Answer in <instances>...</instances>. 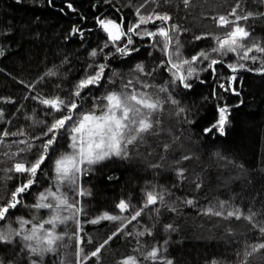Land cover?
<instances>
[{"label": "trees", "instance_id": "1", "mask_svg": "<svg viewBox=\"0 0 264 264\" xmlns=\"http://www.w3.org/2000/svg\"><path fill=\"white\" fill-rule=\"evenodd\" d=\"M239 2L238 14L253 13L247 21H240L251 33L248 42L264 44V0ZM142 3L144 14L155 10L171 16L184 45V58L190 59L200 51H210L215 46L213 36L224 35L226 29L217 27L213 18L228 15L237 0H191L188 7L182 0H0V131L23 129L26 133L6 137L0 145V204L25 179L7 169L16 160H34V154L39 153L40 145L47 139L42 133L62 115L52 112L40 99L57 95L68 99L86 73L105 64V78L99 87L84 90L78 100V112L91 111L93 103L108 91H119L121 82L133 79L139 89L140 84L135 83L137 76L153 86L141 90L158 96L163 108L152 117V132L145 134L142 142L128 146L127 158L113 156L92 165L80 178V185L89 193L78 198L84 209L79 219L85 252L94 251L118 227L123 228L109 240L99 257L87 264H118L129 255L136 256L141 264H163L165 260L172 264H240V254L250 245L264 242V234L247 220L205 215L204 210L218 209L223 202L226 210L239 208L244 215L255 214V223L264 224V74L240 70L232 85L239 95L225 91L219 85L228 87V78L233 75L227 65L237 62L235 55L228 54L220 57L223 63L215 66V73L200 71L198 78L189 80L191 88H184L179 82L173 84L170 72L159 67L165 57L149 40L133 37L134 44L129 47L139 51L130 55L116 51L124 40L117 46L109 43L104 47L107 36L97 18L117 23L122 19L126 31L128 24L135 22L136 8ZM196 36L206 38L196 40ZM93 50L97 51L96 57L90 55ZM240 62L247 68L260 67L259 63ZM137 64H143L145 72L154 68L156 71L151 76L136 73ZM206 65L207 61L196 67L202 69ZM50 71L56 75H47ZM161 87L167 91L159 92ZM169 96L178 103L172 104ZM225 105L230 111L225 134L220 135L215 129L205 133L204 129L217 120L218 107ZM19 140L34 147L10 159L5 153L26 149V144L13 143ZM68 143L69 138L63 133L55 151H50L37 173L36 183L22 194L21 203L10 210L6 220L0 221V229L8 224L18 228L17 218L42 223L49 217L47 209L37 211L31 205L45 189L55 190L52 162L70 151ZM164 145L169 146L167 150ZM185 156L190 158L184 159ZM179 169L184 170L183 177L177 175ZM153 189L164 193L163 202L145 208L131 223L125 221L126 227L119 221L88 223L105 212L121 214L116 208L120 200L139 209L144 193ZM187 200L193 203L189 205ZM122 215L127 217L130 213ZM26 227L30 229L31 225ZM75 228L72 221L60 225L56 231L67 233L62 246L42 258L22 251L24 242L19 237L11 244L0 243V262L74 264L75 239L69 237ZM140 232L144 235H138ZM153 247L160 250L159 258L145 260ZM248 264H264V250L249 257Z\"/></svg>", "mask_w": 264, "mask_h": 264}, {"label": "snow or ice", "instance_id": "2", "mask_svg": "<svg viewBox=\"0 0 264 264\" xmlns=\"http://www.w3.org/2000/svg\"><path fill=\"white\" fill-rule=\"evenodd\" d=\"M182 2L185 7H188L191 0H182ZM67 6L70 9L72 8L71 4ZM143 7L144 4L142 3L136 8V20L128 24L126 31L122 19L120 23H117L112 19L97 18V24L107 36L108 43H105L104 47H108L109 43L117 46L118 42L124 40V45L122 47L117 46L116 51L121 55H130L133 51H139L137 48L129 47L134 44L133 36L140 39L145 37L151 39L153 41L152 46H158L161 54L165 57L164 60L160 61L159 67H165L170 72L173 84L179 82L184 88H191L192 85L188 81L194 77L198 78L200 71L211 70L215 73V66L223 63L220 57L228 54L235 55L237 62L227 65L233 75L228 78V87L224 84L219 85L225 91L231 90L234 94L239 95L232 85L237 81L235 73L240 70L257 71L264 74V44L258 41L248 42L251 33L240 21H247L253 16V13L238 14L237 10L241 8L239 0H237L236 5L228 15H220L213 18L217 27L226 29L223 36L212 37L215 41V46L210 51H200L192 55L190 59L184 58L180 52L181 44L176 35L179 31L178 27L176 25H172L171 28L168 27L169 21L172 19L171 16L168 13H159L155 10L144 14L141 12ZM157 22H159V26L153 30L146 27L149 24L157 25ZM73 31L76 30L74 29ZM204 38L206 37H195L196 40ZM90 55L96 57L97 51L93 50ZM205 61H207V65L204 68L198 69L196 67V65L203 64ZM240 61L259 63L260 67L257 69L247 68L246 64ZM91 67L92 65H89V68ZM105 68V64H98L94 72L86 73L76 83L68 99L61 98L58 95L40 99L41 104L52 112L62 113V115L60 118L54 119L42 133V136L47 137V139L40 145L39 153L34 154V160H16L7 169L8 172L24 176L25 179L23 183L17 185L10 192L9 199L0 204V221L6 220L10 210L17 208V205L21 203L22 194L28 192L36 183L37 173L42 170V165L49 158L50 151H55L54 146L58 143L63 133H66L69 138L68 148L70 151L61 153L52 162L55 190L52 188L45 189L38 195L36 203L31 205L37 211L47 209L49 217L43 220L42 223H33V221L28 219L17 218L18 228H13L11 224H8L0 229V243L11 244L16 237H19L24 242L22 251L27 250L29 254L42 258L47 253H56L58 248L62 246L61 242L65 240L67 233H58L56 229L60 225H67L69 221H72L76 228L69 239H75L74 264H87L92 258L99 257L101 250L113 236L123 231L122 227H118L112 233V236H109L94 251L85 252L82 247L84 240L80 236L83 228L79 219L84 213V209L78 198L89 193L80 185V178L88 172L92 165L113 156L127 158L128 146L142 142L145 134L152 132L154 127L152 117L162 110L163 103L158 96L154 97L152 93L141 90L153 86L146 82H141L139 76H137L135 83L140 84L139 89L134 86L133 79H129L126 83L121 82L119 91H108L98 101L93 103L91 111L78 112L77 110L81 108V104L78 103L81 94L85 89L100 86L101 81L105 78ZM134 71L151 76L156 69L154 68L152 72H145L144 65L137 64ZM47 75L53 76L56 73L50 71ZM111 82L112 80L109 78V83ZM166 91L167 89L164 87L159 88V92ZM168 99L172 104L178 103V101L171 99L170 96ZM179 111L182 112L183 109ZM2 115L3 113L0 112V117ZM229 116L228 106L218 107L217 120L210 127L205 128L204 132L210 133L215 129L220 135H224L226 125L229 123ZM155 123H159V121H155ZM25 135L26 133L23 129H19L16 132L0 131V145L4 144L6 137ZM35 139H40V137H35ZM13 143L26 144V149L22 148L18 152L11 154L5 153L10 159L25 151H31L34 147L33 144L26 140L14 141ZM168 147V145H164L165 150ZM189 158L188 156L184 157V159ZM177 175L183 177L184 170L179 169ZM196 187L199 188L200 185L197 183ZM69 193H73L72 198L69 197ZM163 200L164 193L162 191L148 190L144 193V202L139 209H135L125 200H120L116 204V208L121 214L112 215L105 212L88 221V223L99 224L101 221H119L126 227V223H131L140 217L145 208L156 205L158 202H163ZM185 202L189 205L193 203L192 200ZM125 212H129L130 215L127 217L123 216L122 214ZM64 213L67 214L65 215ZM204 214L224 217L225 219H244L252 227L258 228L261 234H264V224L254 222L255 214L244 215L239 208L226 210L223 202L220 203L218 209L213 207L205 209ZM27 225H31V228H27ZM45 225L50 227L46 228ZM148 234L150 235L151 232ZM138 235L143 236L144 232H140ZM261 250H264V242L250 245L248 249L240 254V264H248V258ZM159 253L160 250L153 247L144 256V259L156 261L159 258ZM0 264H3V262H0ZM32 264H37V261L33 260ZM61 264H63V261ZM118 264H141V261L136 256L129 255L119 261ZM163 264H172V261L165 260ZM212 264H217V262L212 261Z\"/></svg>", "mask_w": 264, "mask_h": 264}, {"label": "rangeland", "instance_id": "3", "mask_svg": "<svg viewBox=\"0 0 264 264\" xmlns=\"http://www.w3.org/2000/svg\"><path fill=\"white\" fill-rule=\"evenodd\" d=\"M172 25H174V23H173L172 20H171V21H169L168 27L171 28ZM157 26H159V22H157V25L149 24V25H147L146 27H147L148 29H150V30H153V29H154L155 27H157ZM176 35H177V33H176ZM133 37H136V36H133ZM142 40H144V41L149 40V41H150V42H149L150 45H153V41H152L151 39L147 38V37H145V38L142 39ZM179 41H181V40H179ZM180 44H181L180 52H181L182 56L184 57V55H183L184 45H183L182 42H180ZM188 82H189V81H188ZM74 118H75V117H74ZM171 139H172V137H171ZM228 210H232V209H228Z\"/></svg>", "mask_w": 264, "mask_h": 264}]
</instances>
